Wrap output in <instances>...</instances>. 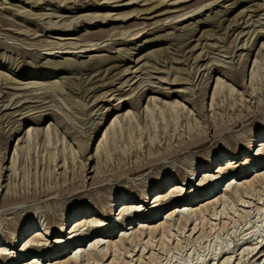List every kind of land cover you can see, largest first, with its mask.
I'll use <instances>...</instances> for the list:
<instances>
[{
    "label": "rangeland",
    "instance_id": "1",
    "mask_svg": "<svg viewBox=\"0 0 264 264\" xmlns=\"http://www.w3.org/2000/svg\"><path fill=\"white\" fill-rule=\"evenodd\" d=\"M229 6L233 9L227 11ZM260 6L264 7V0H0V83L6 81L0 106L12 99L14 107L34 109L18 107L28 115L15 118L0 113V247L10 248V239L27 224L32 225L27 234L45 233L48 216L51 228L56 218L69 219L83 206L92 219H100L94 211L101 209L104 219L110 216L121 225L125 220L118 219L119 207L148 194L146 200L152 203L160 192L156 181L169 179L166 191L172 184L188 183L183 182L185 176L197 169V184L187 191L193 196L203 190L198 187L199 176L211 162L221 158L232 169L242 167L252 154L246 155L250 142L256 139L257 145L264 140V36L260 37L264 12ZM224 18L241 24L248 21V27L231 32L225 48L206 46L213 42L207 41L209 35L224 36L221 28L229 25ZM241 31L250 35L237 38ZM190 37L196 64L167 68L152 61L163 58L162 52L172 53L171 48ZM248 37L249 50H235ZM66 42L77 44L78 49L72 45L59 50L58 44ZM198 42L204 43L202 48H195ZM95 45L102 49L96 51L100 46ZM78 52V57L69 55ZM212 63L223 67L213 71ZM129 66L133 68L124 79ZM104 71H113L114 85L100 90L91 101L71 96L68 89L60 93L63 81L57 76L76 81ZM175 77L182 81L180 85L172 83ZM240 116L248 118L229 128ZM236 151L242 152L241 158L231 163ZM139 165L145 167L141 174L126 175ZM226 172L221 184L225 185L211 197L165 203L154 221L143 219L147 229L143 241H133L132 233L142 219L131 214L132 220L119 226L134 228L122 230L132 236L129 241L120 242L117 231L110 238L104 232L92 233L56 257L52 253L42 257L40 263L69 264V257L77 253V264H227L228 258L230 264H264V166L248 167L238 176ZM233 181L231 193L225 194L226 184ZM6 195L19 202L5 205ZM174 208L195 211L191 225L180 226L183 216L177 213L175 224L153 239L148 228L167 222L166 212ZM82 216L71 219L66 229ZM59 233L47 235L54 236L53 241L40 244L54 245ZM97 236L103 241L95 253L91 244L96 241L91 240ZM108 241L111 248L105 244ZM34 257H19L17 264ZM0 264L7 260L0 259Z\"/></svg>",
    "mask_w": 264,
    "mask_h": 264
},
{
    "label": "bare ground",
    "instance_id": "2",
    "mask_svg": "<svg viewBox=\"0 0 264 264\" xmlns=\"http://www.w3.org/2000/svg\"><path fill=\"white\" fill-rule=\"evenodd\" d=\"M227 1V0H226ZM164 2V1H163ZM163 4V3H162ZM161 4V5H162ZM165 4V3H164ZM163 4V5H164ZM232 5V4H231ZM218 6V5H217ZM222 6V5H221ZM220 6V7H221ZM223 7V6H222ZM233 7V6H232ZM261 7V6H260ZM226 9V8H225ZM231 9V6H229L226 10L230 11ZM244 11V10H243ZM248 11V10H247ZM250 11V10H249ZM260 11L264 12V7H261L260 8ZM235 12L234 10L232 11V13ZM254 12V11H253ZM226 13V12H225ZM231 13V15H232ZM242 13V12H241ZM247 13V12H246ZM251 13V12H250ZM242 16V15H241ZM264 16V14H263ZM254 17V16H253ZM104 19V18H103ZM262 19V18H261ZM248 20V19H247ZM235 21V22H234ZM245 21V20H244ZM220 22V21H219ZM223 22H228L229 25L227 26V28H221V29H224V36L221 37H207V41H213L211 44H207L206 46H210V47H219V48H225L228 44H229V40H230V36H231V32H236L237 30L239 29H245L246 27H248V21L244 22V24H241L238 22V20H232L231 19H227V18H224ZM222 23V22H221ZM219 23V24H221ZM227 23V24H228ZM218 24V25H219ZM223 24V23H222ZM251 23H249L250 25ZM217 25V26H218ZM242 25H245V26H242ZM221 26V25H220ZM262 27L264 28V26L262 25ZM63 29V28H62ZM219 29V28H218ZM57 30V29H56ZM59 30V29H58ZM264 30V29H262ZM260 31V37L262 38L264 36V32L263 31ZM242 35V38L244 37H247L250 35V33H242V31L237 35V38H239L240 36ZM94 36V35H93ZM206 38V37H205ZM204 38V39H205ZM238 40V39H237ZM199 41V40H198ZM193 42V37H190V38H187L185 40V42L183 43V45H176L175 49L171 48V51L172 53H161V56L163 58H160L158 57V59L155 58V60H152L153 62H155V64H158L162 67H173V66H189V65H194L198 62V60L196 58H193L194 56V53H193V49H191V44ZM241 42V41H240ZM249 43V37L247 39L244 40V43L242 45L241 48H238L235 47L236 49L235 50H249L248 48V44ZM58 44V43H57ZM204 44V43H203ZM202 42H198L197 45H195V48H200L202 45ZM206 44V43H205ZM60 46L59 50L60 49H64L65 50V47H70L72 45H75L73 44L72 42H66V43H63V44H58ZM108 45V44H107ZM89 46V45H88ZM96 46H100V45H95ZM74 47V46H73ZM75 47L78 49V45L76 44ZM173 47V46H172ZM71 48V47H70ZM81 48V47H80ZM84 48H87L84 46ZM105 48V47H103ZM189 48L191 50H189ZM202 48V47H201ZM74 49V48H73ZM102 48L101 46L98 47V49L96 51H100ZM166 50V49H165ZM92 51H95V50H92ZM169 51V50H168ZM204 51V50H203ZM90 52V51H89ZM68 53V52H67ZM66 53V54H67ZM80 53H84V52H80ZM150 53V52H149ZM154 53V52H153ZM57 54H60V52L54 54V56H56ZM66 54H63V55H66ZM152 54V53H151ZM189 54H191L190 56H188ZM230 54V53H229ZM69 55H74L75 57H78L79 56V52L78 54L76 53H70ZM150 55V54H149ZM169 55H172L171 57ZM241 55V54H240ZM143 56V55H142ZM141 56V58H142ZM151 56V55H150ZM160 56V55H158ZM144 57V56H143ZM213 57V56H212ZM92 59V58H91ZM140 59V58H139ZM150 60V58H149ZM70 61V60H68ZM73 61V60H71ZM91 61H95V58H93ZM146 61V60H145ZM148 61V59H147ZM92 62V63H93ZM200 62V61H199ZM58 63V62H57ZM132 63V62H131ZM145 63H148V62H145ZM232 63V62H231ZM130 64V63H128ZM134 64V67L135 66H138L140 64V60L136 61L133 63ZM143 67V66H142ZM207 67V66H206ZM219 67H223L221 66L220 64H216V63H212V66L210 67L213 71L217 70V68ZM116 68V67H115ZM131 66L127 67L125 70H124V73L122 74L123 77L122 78H126L129 76V72L131 71ZM176 69V68H175ZM178 71H180L181 69L177 68ZM108 71V70H107ZM107 71H104V72H101V73H98L96 74L95 76H89L88 78H80L76 81L72 80V77L71 79H69V81H65L67 78H61L62 75H59L57 77H60V80L63 81L61 84V90H60V93H63L65 94V89H68L69 91V94L71 96H77V97H80L81 99H84L85 101H91L92 99H94V97L97 96L98 92L100 90H104L110 86H113L114 85V78L115 76L112 74L113 71H111L109 74L107 73ZM157 71V70H156ZM159 71V70H158ZM184 71V70H183ZM162 72V71H161ZM236 72V71H234ZM97 73V72H96ZM160 73V71H159ZM164 73V72H163ZM108 74V75H107ZM131 74H134L131 73ZM130 74V75H131ZM169 74V73H168ZM113 75V76H112ZM240 75V74H239ZM169 76V75H168ZM160 82H168V83H171V80L169 82V79L168 80H165V79H158ZM3 82H6V81H3ZM0 83V91H1V88L3 85H6L4 83ZM118 82V81H117ZM126 82V81H125ZM128 82V81H127ZM182 81L179 79V78H176L172 81L173 84L177 83L176 85H180ZM129 83V82H128ZM59 84V85H60ZM183 84V83H182ZM15 85V84H14ZM58 85V86H59ZM7 88H9L7 86ZM11 89H15V90H18L16 88H11ZM21 91V90H20ZM179 92V91H178ZM43 94V93H42ZM67 94V93H66ZM45 95V94H44ZM217 95V93H216ZM5 96H0V100L4 98ZM18 98H20V96H16ZM23 97V96H21ZM104 98V97H103ZM218 98V97H217ZM6 99V98H5ZM42 99V98H41ZM98 100V99H97ZM1 102V101H0ZM5 102V101H4ZM6 102H8V105H3L2 107L0 106V113L3 114L4 118L7 116V117H10V118H15L17 115H21V116H26L28 115V113H22L21 111H25V110H29V111H32L34 109H32V107H22V106H15L16 104L12 103V99L11 100H6ZM264 102V101H263ZM19 104L21 103V101L18 102ZM42 105L46 104V103H43L41 102ZM262 104V102H260ZM260 104V105H261ZM264 104V103H263ZM258 105V104H257ZM26 106V105H25ZM37 106V105H36ZM19 108H23V110H19ZM34 107V106H33ZM42 107V106H41ZM264 107V105H263ZM36 108V107H35ZM40 108V107H39ZM47 108V107H46ZM261 108V106H260ZM12 109H15L18 111L15 112V113H10V114H7L5 111H8V110H12ZM37 109V108H36ZM42 109V108H41ZM48 109V108H47ZM264 109V108H263ZM40 110V109H39ZM258 110L259 107H258ZM50 111V110H49ZM261 111V110H260ZM33 114V113H32ZM249 114V113H247ZM31 115V113H30ZM35 115V114H34ZM43 115V114H42ZM246 115V114H245ZM2 116V117H3ZM248 116V115H247ZM35 117V116H33ZM37 117V116H36ZM41 117V116H40ZM241 117V116H240ZM249 117V116H248ZM245 116V118H248ZM252 117V116H251ZM242 118V117H241ZM245 118H242V119H237L235 120L234 122H232L230 125H229V128H236V127H239V125L244 122ZM3 119V118H2ZM1 120V119H0ZM246 121V120H245ZM248 121V120H247ZM229 123V122H228ZM228 125V124H227ZM1 126V124H0ZM214 128V127H213ZM218 128V127H217ZM3 129V128H2ZM218 130V129H216ZM228 130V129H227ZM220 131V130H219ZM224 131V130H223ZM201 138H206V137H201ZM200 140V139H199ZM255 140L254 139L253 141L250 142L248 148L246 149V155H249L250 154V159L248 157H246V159L244 160L245 161V164L242 166V167H239V166H236V168H231V165L230 162L228 163L227 160H225L223 163L221 162V158H219L217 160V162H211L208 166H205V170L201 173V175L199 177H202V180L201 182L199 183L198 187L199 188H203V190H201L200 192H194L195 194L192 196L190 194H187V191L190 190L191 187H193L194 185L197 184V181L194 183L195 181V176L196 174L198 173V170L196 169L191 175H188V176H185L184 178V181L183 182H186L188 181V183H184V184H175V185H170V187L168 188V190H170L169 194H166V191H163V188L166 187L167 184L170 183V180L167 179V181L165 182H155V186H160V192L156 194V199L151 203L150 202H147V197L149 196L148 195H145V196H141L140 199H138L135 203H132V202H127V203H124L122 204L119 209V214H118V219L120 221H123L125 220V223L128 221V220H132L129 219V216L131 214H134L137 215V219H142V221L140 220V223L138 224L137 222H135V224L137 223L139 229L138 230H135L133 233H132V236H134V239L133 241H143L145 240L146 238V232H147V229H146V225L144 224L145 222H150V221H154L156 218H158L159 214L161 211L164 210L165 207H167V203H177V202H181L183 200H186V201H192V198L195 197V199H201L203 198V195L205 197H211V195L213 193H216L217 191L220 190V187H222L223 185H225V183L223 185L222 184V181H224L223 179L226 177L227 178V170L230 171V173H233L234 175H240V173L243 171V170H246L248 169V167H251V166H254V167H257V165L260 167V166H264V140L260 141V143H258L257 141V145H254L255 144ZM198 141V139H197ZM205 141V139H204ZM206 142V141H205ZM196 143V141H195ZM199 143H202L199 142ZM198 143V144H199ZM192 144V143H191ZM190 146V145H189ZM197 146V145H196ZM183 147V146H181ZM253 147H254V151H253ZM193 148V147H192ZM179 150V149H178ZM177 150V151H178ZM184 150H186V148H184ZM188 150V149H187ZM238 150V149H237ZM183 151V149H182ZM176 152V150H175ZM245 152V151H244ZM243 152V153H244ZM177 153V152H176ZM173 155V153H171ZM241 154L242 152L240 151H236L234 154H232L230 156L231 158V163L235 161H239V159L241 158ZM245 155V154H244ZM166 156V155H165ZM238 159V160H237ZM157 161V160H156ZM155 160H151L149 161V163H154ZM146 165V164H144ZM149 165V164H147ZM152 166V165H151ZM134 167V166H133ZM231 168V169H230ZM133 169V168H131ZM143 169H145L144 166H138L137 168L135 167L132 171H129V169L126 171V175L127 176H132V175H137V174H141V172L143 171ZM147 169V168H146ZM202 169V168H201ZM124 172V171H123ZM103 173V172H102ZM259 173V172H258ZM105 174V173H104ZM118 174V173H117ZM109 175V174H108ZM107 176V175H106ZM105 176V177H106ZM115 176V175H114ZM113 176V178H114ZM260 177H262L261 175H259ZM99 177V176H98ZM104 177V176H103ZM111 177V175H110ZM116 177V176H115ZM97 178V177H96ZM101 178H102V175H101ZM100 178V179H101ZM199 179V178H198ZM106 180V178H105ZM232 180V179H231ZM97 181V180H96ZM141 181V180H139ZM143 182V181H142ZM100 183V182H99ZM159 184V185H158ZM233 184H234V181L226 184L227 187L225 189V194L229 195L232 191V188H233ZM95 185V184H94ZM97 185V184H96ZM102 185V184H101ZM100 185V186H101ZM221 185V186H220ZM169 186V185H168ZM186 187V188H185ZM225 187V186H224ZM49 191V190H48ZM45 192V191H44ZM40 193V192H39ZM43 193V191H42ZM41 193V194H42ZM46 193V192H45ZM44 193V194H45ZM37 194V192H36ZM49 194V193H48ZM52 194V193H51ZM38 195V194H37ZM190 197H187L189 196ZM7 197L4 199L5 201V205H11V203H14V202H19L18 199L16 198H13V197H8V195H6ZM36 196V195H35ZM39 196V195H38ZM45 196V195H44ZM43 196V197H44ZM27 197V196H26ZM42 197V196H40ZM154 197V196H153ZM25 198V197H24ZM34 199V197L32 198ZM39 199V197H38ZM205 199V198H204ZM135 200V199H134ZM130 201V200H129ZM115 202V201H114ZM166 203V205H165ZM165 205V207H164ZM182 206V205H181ZM6 207V206H5ZM186 207V206H185ZM176 208V207H175ZM174 208V210L170 209L168 212V216L166 217L167 218V222L165 223H162L161 226L159 227H154V228H148L150 229V232L149 234L151 235V237L154 239L156 238L157 236L156 235H159V233L161 232V230H165L167 229L168 227L170 228L171 226H173L175 224V221H174V218H176L178 216L177 213H181V223H180V226L184 225L185 227L187 226H190L191 223H192V215L193 213L195 212H190V208H186L180 212H178V210H176ZM82 210H80L79 212H77L76 214H72L69 218V219H61V218H56L55 221H56V225L55 226H52L51 228L48 227V225H51V221H52V218L51 216L49 217L48 216V219L47 220V229L45 231V233L43 232V230H36L32 233H29L27 234V228L28 230L30 229L31 231V227L32 225H26L23 229L19 230V233L17 234V237L15 238H11L10 241L11 242V245L9 246L10 248L6 249V248H3V247H0V259H6L7 260V264H17V260L18 258H24L25 256H35L34 258H31L30 260H27L25 262H23L22 264H41L40 263V259H42V257H44V259H47L46 257H50V256H47L49 255L50 253L51 254V257H56L57 255H60L61 252L64 250V249H70L71 246L77 242H80V241H85V239H87L88 237H90V235L92 233H103L105 234L106 238H110V235L112 236V234L114 233V231H117L118 233L120 232L121 233V239L119 240L120 242H125V241H129V238L132 236L130 234H127V233H122L123 229H126L128 231H131L133 230L134 228H131V226H127V228H120L119 229V226H124L125 227V223H122L121 225H116L115 222H113V219L109 216L107 217L106 219H104L105 217H103L101 215V209L99 210H96L94 211V215L96 217H99L100 216V219L99 220H96V219H92L91 216H87V212H89L90 210L88 209V207H84L81 208ZM86 209V210H85ZM111 210V208H110ZM187 210V212H186ZM113 211V210H112ZM165 213V214H166ZM113 214V212H112ZM195 214V213H194ZM79 215H83L81 218H78L76 221L72 222V224L70 225V227L68 229H66V226L68 224V222L71 221V219H73L74 217H78ZM145 222H144V220ZM163 220V218H162ZM129 221V222H130ZM139 222V220H138ZM144 222V223H143ZM53 225V224H52ZM70 229V230H69ZM174 229V228H173ZM195 230L196 227L192 230V233L196 232ZM59 231L60 233L58 234V237L54 240L55 244L52 245V246H49L47 244V242L45 244H40L41 241H53V237L51 238H48L47 235L49 234H53L55 232ZM27 234V235H26ZM26 235V237H25ZM57 235V234H56ZM23 236H24V239H23ZM67 236H69L67 238ZM92 236V235H91ZM101 237H104V236H101ZM262 237V236H261ZM22 238V242H20V244L18 243L19 239ZM105 238V237H104ZM259 240V239H258ZM23 241H28L24 244V246H22V249H20V246L22 245ZM90 241V240H89ZM92 242L93 241H96L94 242L93 244H91V248L92 250L96 253L97 252V249L101 246V243H102V239H100V236L98 237H95L91 240ZM105 244H107V248H111V246H113L112 242L108 241L106 242ZM116 245V244H114ZM117 246V245H116ZM36 247H41V249H38ZM44 248H49L47 250H43ZM262 248V247H261ZM20 249V250H19ZM12 250H14V252H12ZM75 248H74V252H75ZM255 249H253L252 251L250 250L249 252H253ZM48 253V254H47ZM64 254V252H63ZM90 255V254H89ZM38 258V259H37ZM78 258V254L77 253H74L73 256H70L67 263L69 264H73L75 261V259ZM58 259V258H56ZM229 259L228 258V263H229ZM30 262V263H29ZM227 262V260H226ZM227 263V264H228ZM231 263V262H230ZM229 263V264H230ZM65 264V263H63ZM77 264V262H76Z\"/></svg>",
    "mask_w": 264,
    "mask_h": 264
}]
</instances>
